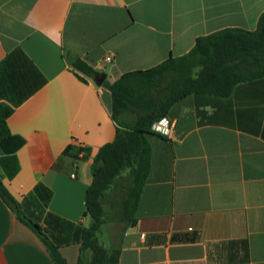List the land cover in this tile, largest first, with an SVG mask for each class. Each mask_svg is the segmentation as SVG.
<instances>
[{
  "label": "crops",
  "instance_id": "1",
  "mask_svg": "<svg viewBox=\"0 0 264 264\" xmlns=\"http://www.w3.org/2000/svg\"><path fill=\"white\" fill-rule=\"evenodd\" d=\"M262 13L264 0H0V108L11 111L0 179L67 264L91 224L92 160L116 133L104 84L199 37L254 31ZM68 53L99 77L73 71ZM166 118L171 136L149 137L136 222L102 246L119 248L118 264H264V77L226 98L188 96ZM0 264H53L1 199Z\"/></svg>",
  "mask_w": 264,
  "mask_h": 264
},
{
  "label": "trees",
  "instance_id": "2",
  "mask_svg": "<svg viewBox=\"0 0 264 264\" xmlns=\"http://www.w3.org/2000/svg\"><path fill=\"white\" fill-rule=\"evenodd\" d=\"M70 68L88 78L99 75L77 56L67 54ZM264 77V13L254 31L224 29L199 37L185 55L168 58L155 67L123 74L104 84L111 96L110 116L116 125L112 142L100 147L90 168L92 182L85 194V215L91 220L82 230L76 264H118L119 248L105 249L97 236L106 223L102 201L115 181L128 171L131 185L120 204L118 222L133 226L142 188L150 171L149 137L154 122L191 95L229 97L236 85ZM11 111L0 108V142L10 138L6 119ZM73 148H68V150ZM80 150H77V154ZM42 187L35 188L37 193ZM0 199L16 219L46 248L53 264H67L41 226L27 216L0 179ZM87 254V255H86Z\"/></svg>",
  "mask_w": 264,
  "mask_h": 264
},
{
  "label": "rangeland",
  "instance_id": "3",
  "mask_svg": "<svg viewBox=\"0 0 264 264\" xmlns=\"http://www.w3.org/2000/svg\"><path fill=\"white\" fill-rule=\"evenodd\" d=\"M131 185V176L128 171H125L114 183L112 189L106 194L102 201V207L104 209L105 226L104 230L98 235L99 243L105 247L108 243H105V237L108 232L113 230L114 226H121L123 223L118 222V216L120 212V204L123 200L127 188Z\"/></svg>",
  "mask_w": 264,
  "mask_h": 264
},
{
  "label": "built area",
  "instance_id": "4",
  "mask_svg": "<svg viewBox=\"0 0 264 264\" xmlns=\"http://www.w3.org/2000/svg\"><path fill=\"white\" fill-rule=\"evenodd\" d=\"M112 59V56H107L104 61L106 62V64H110L112 62ZM172 130L173 122L166 117L158 120L157 122H154L150 129L152 134L167 138L171 136ZM79 156H82V152H80Z\"/></svg>",
  "mask_w": 264,
  "mask_h": 264
}]
</instances>
